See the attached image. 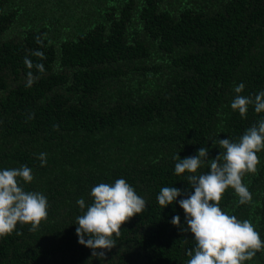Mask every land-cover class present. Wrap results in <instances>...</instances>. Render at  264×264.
<instances>
[{
  "label": "trees",
  "instance_id": "1",
  "mask_svg": "<svg viewBox=\"0 0 264 264\" xmlns=\"http://www.w3.org/2000/svg\"><path fill=\"white\" fill-rule=\"evenodd\" d=\"M241 82V95L264 90V0H0V170L28 166L25 189L49 202L36 231L18 224L0 237V264H101L78 242L77 200L87 206L94 186L120 178L148 206L103 264H187L192 234L171 223H185V197L162 209L157 196L188 188L178 153L207 146L215 158L211 140L238 139L264 117L231 109ZM258 156L243 178L252 202L229 188L220 206L264 239ZM245 264H264V251Z\"/></svg>",
  "mask_w": 264,
  "mask_h": 264
},
{
  "label": "clouds",
  "instance_id": "2",
  "mask_svg": "<svg viewBox=\"0 0 264 264\" xmlns=\"http://www.w3.org/2000/svg\"><path fill=\"white\" fill-rule=\"evenodd\" d=\"M244 89L242 82L234 88L236 95L231 109L238 111L241 117H246L250 106L256 113H264V90L245 96L241 95ZM211 141L213 148L220 149L215 158H209L207 146H202L196 155L181 159L178 153L174 157L177 160L175 174H188V188L162 187L157 201L163 209L177 202L178 197H185L178 201L185 213V223L181 224L179 215L174 216L171 223L182 233L192 234L195 243L194 247L186 249L187 264H245L257 252L264 251V239L250 220L229 214L221 208L220 202L229 188L234 190L239 204L252 202V193L243 178L258 171V153L264 150V117L238 139L227 137ZM38 159L41 166H46V153H40ZM205 166L209 170L200 172ZM33 179L28 166L0 170V237L12 234L18 224L30 225V231H36L41 222L47 220V197L25 189ZM90 196L92 202L87 206L83 198L77 200L84 211L76 218V235L79 244L92 250V258L103 264L104 250L110 251L117 245L122 225L143 213L148 205L123 178L114 183L97 184Z\"/></svg>",
  "mask_w": 264,
  "mask_h": 264
}]
</instances>
